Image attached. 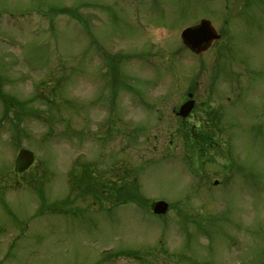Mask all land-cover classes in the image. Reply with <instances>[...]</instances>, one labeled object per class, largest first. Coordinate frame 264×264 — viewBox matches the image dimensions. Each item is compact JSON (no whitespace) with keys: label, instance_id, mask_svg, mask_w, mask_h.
<instances>
[{"label":"rangeland","instance_id":"rangeland-1","mask_svg":"<svg viewBox=\"0 0 264 264\" xmlns=\"http://www.w3.org/2000/svg\"><path fill=\"white\" fill-rule=\"evenodd\" d=\"M135 4L146 29L124 0H0V264H264V0ZM201 19L226 37L174 55ZM195 80L208 145L175 115Z\"/></svg>","mask_w":264,"mask_h":264},{"label":"water","instance_id":"water-1","mask_svg":"<svg viewBox=\"0 0 264 264\" xmlns=\"http://www.w3.org/2000/svg\"><path fill=\"white\" fill-rule=\"evenodd\" d=\"M182 38L189 48L199 50L201 49L203 42H206L208 45L210 41L218 38V35L215 34L210 23L203 20L199 25L185 29L182 32ZM192 105V102H188L187 104L181 106L178 115L186 117L191 110ZM32 162L33 154L28 150L21 149L15 159V172L20 173L24 171L31 165ZM166 209L167 204L163 201L156 202L153 205V211L158 214L165 213Z\"/></svg>","mask_w":264,"mask_h":264},{"label":"trees","instance_id":"trees-1","mask_svg":"<svg viewBox=\"0 0 264 264\" xmlns=\"http://www.w3.org/2000/svg\"><path fill=\"white\" fill-rule=\"evenodd\" d=\"M60 12H62V11H60ZM63 12H65L64 10H63ZM113 74L115 75V77H114V80H113V82H114V84H113V86H115L118 82H117V80H118V76H117V80H116V71H113ZM3 99H4V102L5 103H10V102H12V99L11 98H8V97H6V96H4L3 97ZM180 131V130H179ZM181 132H184V138L186 139V141H195V140H197L198 138L197 137H200V140L202 141V142H205L207 139H206V135H203V136H200V135H198L196 132H193L191 135H190V131L188 130V129H184V130H181ZM193 136V137H192ZM199 140V141H200ZM134 189H135V191H134V189H133V191L131 190V192H125V196L126 197H128V201H130V202H137L138 204H141L142 203V199H141V197H136V196H138L137 195V191H136V188L135 187H133ZM136 192V193H135ZM127 201V200H126ZM141 202V203H140Z\"/></svg>","mask_w":264,"mask_h":264}]
</instances>
